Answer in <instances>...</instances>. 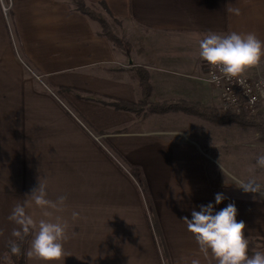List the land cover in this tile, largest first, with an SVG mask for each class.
<instances>
[{"label": "crops", "instance_id": "obj_1", "mask_svg": "<svg viewBox=\"0 0 264 264\" xmlns=\"http://www.w3.org/2000/svg\"><path fill=\"white\" fill-rule=\"evenodd\" d=\"M86 2L118 21L113 31L126 41L125 60L72 0H0V257L15 239L11 233L17 225L8 219L12 209L24 204L41 181L50 200L67 197L65 210L52 217L60 216L68 226L65 257L52 264H191L193 259L216 264L200 253L193 234H152L146 209L158 217L169 210L171 226L186 228L188 213L215 204V175L208 169L226 156L215 143L228 140L192 129L198 122L193 108L220 106L218 91L202 80L207 63L199 57V41L210 31L254 32L264 41V0ZM3 4L11 8L8 17ZM229 8H239L240 15ZM23 64L44 77L85 127L26 74ZM140 69L150 75V105L187 107L161 113L144 105L136 114L103 104L142 103ZM88 130L103 137L102 147ZM107 152L134 171L145 192ZM220 185L219 191L230 196V189L225 193V184ZM243 198L235 199L238 206L227 199L215 210L229 203L239 210L253 202ZM26 210L37 221L44 218L34 204ZM137 221L149 231L134 234ZM262 225L256 227L264 233ZM121 227L131 233L120 234ZM254 250L249 247V255ZM26 264L44 262L26 256Z\"/></svg>", "mask_w": 264, "mask_h": 264}, {"label": "clouds", "instance_id": "obj_2", "mask_svg": "<svg viewBox=\"0 0 264 264\" xmlns=\"http://www.w3.org/2000/svg\"><path fill=\"white\" fill-rule=\"evenodd\" d=\"M229 12L240 15L239 8H229ZM199 57L210 66L209 82L220 84L221 80L236 79L243 84L241 77L246 69L257 66L264 59V41L254 32L218 34L208 32L199 41ZM264 94V93H262ZM256 168L264 169V154L256 157V164L249 172L253 175L247 180L233 177V184L246 193H258L264 197V186L257 182L254 173ZM222 169V168H221ZM223 171V169H222ZM24 204H16L8 219L17 225L11 235L15 239L9 241L10 252L21 254L17 240L24 241L31 235L32 239L25 255L52 264L65 257L64 243L68 239L67 223L56 213L63 212L66 207V196H59L55 201L48 198L47 186L39 181V186L27 196ZM255 198V197H254ZM226 199L223 193L215 194V204L209 202L200 205L199 211L193 209L191 219L183 220L187 230L193 234L199 251L205 258L211 257L216 264H264V252L249 255V241L245 236L246 223L237 220L238 209L234 203H229L219 211L215 206ZM34 204L41 210L42 217L38 221L27 212V207ZM78 213L73 212L75 219ZM191 264H200L193 259Z\"/></svg>", "mask_w": 264, "mask_h": 264}, {"label": "rangeland", "instance_id": "obj_3", "mask_svg": "<svg viewBox=\"0 0 264 264\" xmlns=\"http://www.w3.org/2000/svg\"><path fill=\"white\" fill-rule=\"evenodd\" d=\"M108 20L111 23L113 29L114 27H116L117 29L119 28L117 27V24L119 23H114L118 21L112 19H108ZM115 34L126 43L124 38L120 37V35H118L116 32ZM125 55H126L125 51L120 50V56L124 60L126 57ZM20 63L22 64L21 61ZM24 70L26 74H29L32 77V80L36 81L45 91H47L41 83H39L36 79H34L35 77L26 69V67H24ZM55 101L59 104L57 100ZM219 111H221L224 114H232L231 116H236L237 114L238 115L245 114L250 118L242 117L241 118L242 120L239 121L240 123L238 122L221 123L217 121L215 122L208 121L201 116H198L196 114H191L193 119L198 120V122L193 121L194 123H192L193 125L192 129L194 130L197 128L199 129V133L208 132L210 133L211 136L215 135V137H218L215 138L218 141L222 140V137H224L225 140H228L227 143H230L229 146L226 145L227 143H223V144L215 143V146L223 150L226 153V156H224L221 160L220 159H218V161L216 160L219 165L215 163V166L213 167L210 166L208 172L209 174L213 173V175H215L216 191H218V193L219 192L221 193V191H219L220 190L219 188L223 187L222 185H220V183L225 184L223 191H225V189L227 188L230 189V193H229L230 196H225L226 199L221 204L227 202L228 201L227 199L235 202V199L241 200L243 197H244L243 199H245V202L253 201L257 204L258 206L257 208H254L252 202L249 206H245V208L239 209L237 220L238 221L243 220L246 223L245 233L246 232L250 233V235L247 236V239L249 241V247L255 249L254 252H257L258 250H264V233L260 232L261 229L258 230L257 228L258 225L262 223L263 224L262 228L264 230V197H260L258 193L253 194V193L244 192L241 188H238L235 184H233V179H232L233 177H235L240 180L247 181L253 175L252 173L249 172V169L255 166L256 157H258L261 154H264V104H261L255 112L237 113L233 111H225L221 107V105L219 106ZM201 120L206 121V123H208L209 125L204 127V125L206 124H203ZM168 123H172V122H168ZM221 126H225V127L221 129ZM91 139L94 140L98 145H100V147H102V145L98 141H96L92 136ZM107 153L111 157H113L114 161H116V165H118L120 170L124 172L126 175H128V177H130V179L134 181L135 185H137L138 188L140 187L141 191L145 192L140 178L137 177L134 171L130 170L123 162L121 163L119 160H117V158L113 156L112 152L111 153L107 152ZM221 168L223 169V171ZM254 176L257 182L260 183L262 186H264V169L256 168ZM226 182L229 183V185ZM225 193L228 192L225 191ZM146 197L148 199V202L150 203L149 207L152 208L151 200L149 199L147 192H146ZM258 204H262V205L259 207ZM236 206H238V204H236ZM216 209H219L217 205H216ZM149 214L150 216L147 214V209H146V215H147L146 218L149 223L148 227L150 226L149 229L152 234H156L159 237L170 236V234L177 235L179 234V231L184 234H192L187 230V227L179 228V227L171 226V222H172L171 217L173 213L169 210H164V212L160 214V217H158L157 213L152 210H150ZM126 215H131V212L127 210ZM135 216L138 217L137 215ZM187 218L191 219V213L190 215L189 213L187 214ZM131 228L134 229V234H144L149 231L144 225L141 226L138 221L136 222V225ZM131 228L121 227L119 233L120 234H124L128 232L131 233ZM6 264H8V262H6Z\"/></svg>", "mask_w": 264, "mask_h": 264}, {"label": "trees", "instance_id": "obj_4", "mask_svg": "<svg viewBox=\"0 0 264 264\" xmlns=\"http://www.w3.org/2000/svg\"><path fill=\"white\" fill-rule=\"evenodd\" d=\"M75 4V9L85 15L87 18H89L91 21L96 22L99 24V26L102 29V34L108 38L109 41L112 42L117 48H119L122 51L126 52L127 44L119 38L113 31L112 25L109 22L108 19H106L101 11H99L97 8L89 6L86 0H72ZM100 7L104 10L105 13L111 16L109 9L106 4H100ZM138 76L140 78V85L142 88V94H143V102L142 103H130L122 100H111L109 102H104L106 106H109L111 108H114L119 111H125L130 113H140L143 111L144 105H149L150 110L152 112H169L171 110H183L187 107L186 103H181L175 106H158L149 104V98L151 95V86H150V75L145 70H138ZM193 110H196V115L203 117L204 119L212 122H221V123H240L242 117L244 118H250L246 116L245 114L242 115H236L231 116L232 114H224L221 111L215 109V110H207L203 109L200 106L197 108H193ZM242 113V112H241ZM148 215L150 216L149 212ZM30 239V235L24 239V241L17 240V243L21 247V254L19 255H13L10 252V248H8L6 254L2 257H0V264H26V255L25 252L27 250L28 241Z\"/></svg>", "mask_w": 264, "mask_h": 264}, {"label": "built area", "instance_id": "obj_5", "mask_svg": "<svg viewBox=\"0 0 264 264\" xmlns=\"http://www.w3.org/2000/svg\"><path fill=\"white\" fill-rule=\"evenodd\" d=\"M3 2V0H1ZM10 7H7L3 4V10L8 17L10 12ZM22 62L23 60L18 57ZM207 63V62H206ZM28 71L35 77L39 83L53 96L65 110L70 114V116L80 123L83 127L84 124L79 119V117L72 111L70 107H67L66 104L56 95V93L48 86L43 76L37 74L31 70L26 64H23ZM264 61H262L257 66H253L249 69H246L245 73L241 77L243 84L237 82L236 79L233 80H221L220 84L209 82V72L210 66L207 64V73L206 76L202 79L207 84L211 85L215 90L218 91L220 97V105L225 111H233L237 113L241 112H255L257 108L264 104ZM88 133L101 145L103 140L102 136H97L93 132L88 130Z\"/></svg>", "mask_w": 264, "mask_h": 264}, {"label": "water", "instance_id": "obj_6", "mask_svg": "<svg viewBox=\"0 0 264 264\" xmlns=\"http://www.w3.org/2000/svg\"><path fill=\"white\" fill-rule=\"evenodd\" d=\"M127 54H129V51H127ZM130 65L133 64L132 60H129Z\"/></svg>", "mask_w": 264, "mask_h": 264}]
</instances>
